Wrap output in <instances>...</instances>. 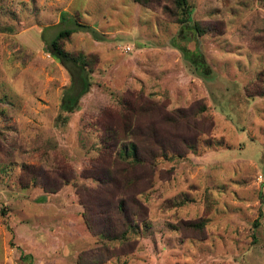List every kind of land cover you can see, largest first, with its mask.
<instances>
[{
    "label": "rangeland",
    "instance_id": "rangeland-1",
    "mask_svg": "<svg viewBox=\"0 0 264 264\" xmlns=\"http://www.w3.org/2000/svg\"><path fill=\"white\" fill-rule=\"evenodd\" d=\"M188 5L180 23L170 0H0V264H264V0ZM64 28V50L97 59L71 112L81 81L47 51ZM118 97L188 112L146 115L180 156L133 173L145 214L126 243L100 240L124 180L89 126Z\"/></svg>",
    "mask_w": 264,
    "mask_h": 264
},
{
    "label": "trees",
    "instance_id": "trees-1",
    "mask_svg": "<svg viewBox=\"0 0 264 264\" xmlns=\"http://www.w3.org/2000/svg\"><path fill=\"white\" fill-rule=\"evenodd\" d=\"M136 1L148 5L150 0ZM170 3V7H165L166 13L169 16H175L180 23L187 21L190 15L188 0H170ZM73 23L80 29H87L83 24L75 21ZM77 31H79L77 28L61 29L50 41L47 49L48 54L56 60L72 63L71 65L76 69L81 81L80 91L75 95L66 96V102L62 106V111L65 112L76 109L79 99L89 91L92 84L91 73L97 63L95 55L84 54L83 52L70 53L64 50V42ZM195 31H199L196 26ZM253 84L257 88V83L252 82L250 85ZM255 92L257 95L264 96V90L257 89ZM251 94L252 92L248 94V97H252ZM133 104L126 97H118L112 107L106 109V106L101 110L97 122L94 121L89 124L98 140L97 153L99 157L106 158L108 163L112 165L111 168L115 169L116 167L118 177L124 180V185L117 182L115 178L111 181L120 191L116 194L119 200L115 206L114 211L116 212L112 217H107V221H105L107 225L102 230L104 232L99 233L102 241H104L103 239L110 242L123 240L126 243L131 239L130 234L135 232L134 229L144 222V207L136 197L128 195L129 192L127 191L130 184L140 180L139 177L136 178V174H133L135 170L148 167L152 171L156 167L157 158L169 159L172 155L180 156L165 134L164 136L157 134L155 129L149 126L146 115L157 112L163 120L183 121L187 118L188 112L182 109L168 112L156 103L143 104L142 101H139L135 105ZM202 109H204V106ZM110 171L111 169L108 168L104 171V174L110 175ZM34 180L36 181V178ZM179 196L181 195L179 194L174 199ZM85 220L88 227L92 228L89 219L86 217ZM116 223H120L121 229L115 226ZM205 225L206 219L203 217L198 221L184 223L185 228H196L199 231H202ZM28 264H31V262Z\"/></svg>",
    "mask_w": 264,
    "mask_h": 264
}]
</instances>
